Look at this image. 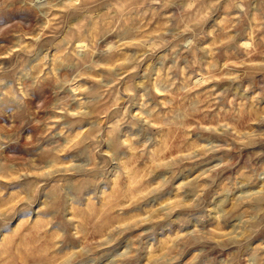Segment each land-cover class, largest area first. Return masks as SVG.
Instances as JSON below:
<instances>
[{
    "label": "rangeland",
    "instance_id": "obj_1",
    "mask_svg": "<svg viewBox=\"0 0 264 264\" xmlns=\"http://www.w3.org/2000/svg\"><path fill=\"white\" fill-rule=\"evenodd\" d=\"M0 264H264V0H0Z\"/></svg>",
    "mask_w": 264,
    "mask_h": 264
}]
</instances>
